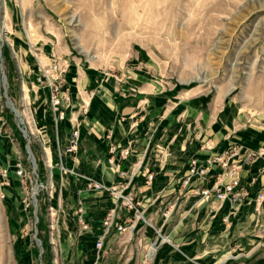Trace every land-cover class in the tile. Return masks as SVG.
I'll return each mask as SVG.
<instances>
[{
    "label": "rangeland",
    "instance_id": "obj_1",
    "mask_svg": "<svg viewBox=\"0 0 264 264\" xmlns=\"http://www.w3.org/2000/svg\"><path fill=\"white\" fill-rule=\"evenodd\" d=\"M0 47V264H62L70 174L46 91L34 89L53 53L71 61L67 73L125 81L130 65L148 63L154 81L224 99L233 126L245 115L264 130V0H0Z\"/></svg>",
    "mask_w": 264,
    "mask_h": 264
},
{
    "label": "crops",
    "instance_id": "obj_2",
    "mask_svg": "<svg viewBox=\"0 0 264 264\" xmlns=\"http://www.w3.org/2000/svg\"><path fill=\"white\" fill-rule=\"evenodd\" d=\"M147 65H130L129 81L83 69L65 76L72 104L76 108L85 102L89 109L82 117L78 151L64 159L74 174L63 178L67 202L59 223L62 264H107L113 258L124 259L123 264H264V200L256 211V199L264 193V155L250 164L243 161L264 147V130L249 126L245 115L238 116L243 125L236 126L238 121L233 126L224 99L216 104L197 88L183 90L154 81ZM134 88L137 93L130 94ZM69 138L66 120L60 131L63 149ZM235 147L241 154L231 163L243 166L241 186L249 196L231 213L228 202L203 199L185 189L182 180L191 160L206 164ZM124 149L130 152L126 159ZM224 170L213 166L200 188L212 187ZM84 175L125 189L145 220H135L109 192L90 190ZM110 213L115 227L98 251L96 243ZM80 219L88 230L82 229ZM116 226L126 229L120 232ZM49 259L53 264L52 255Z\"/></svg>",
    "mask_w": 264,
    "mask_h": 264
},
{
    "label": "built area",
    "instance_id": "obj_3",
    "mask_svg": "<svg viewBox=\"0 0 264 264\" xmlns=\"http://www.w3.org/2000/svg\"><path fill=\"white\" fill-rule=\"evenodd\" d=\"M52 60L48 64H42L39 62L40 74L34 85L35 91L44 89L46 91L47 99L50 108V124L55 136L57 138L59 148V158L61 163V170L64 174H74L73 170L66 169L63 161L68 154H74L78 151L80 141V130L82 126V117L88 114L89 105L88 103L81 102L78 107L72 104L70 89L67 86L66 77L70 63L68 60H62L56 57L54 53L51 56ZM136 92L135 88L130 90ZM74 109V110H73ZM68 120L70 123V138L67 148L62 152L60 145V131L61 125L64 121ZM112 153L116 152V147L111 144ZM130 152L128 149L122 150V156L126 159ZM240 150L236 147L232 149L229 155H221L211 158L206 164H200L197 160H191L188 168V175L182 180V186L185 189H193L194 194L201 196L203 199L215 198L219 202H228L230 204L231 213L238 210L240 206L246 201L249 196V192L246 188L241 186L240 171L243 166L239 164L231 163V159L240 156ZM264 155V147L259 150L251 151L248 153L243 161L245 164H250L255 159ZM213 166L224 168L225 172L218 175L216 182L212 187H202L209 176ZM24 170L19 167L18 175L22 176ZM85 181L87 187L94 191L109 192L112 197L120 202L122 206L133 212L135 220H145L144 213L139 209V203L135 201V198L131 194H125L118 187L108 186L104 183L95 181L86 175L81 176ZM149 180H153V175L149 176ZM264 200V193H260L256 199V211L259 212L261 204ZM82 212V210H80ZM82 218V217H81ZM113 214H109L105 220V233L103 236L98 238L96 248L101 251L105 245V239L110 234L111 229L115 227L113 223ZM83 230H88L87 226L82 223ZM120 232L125 231V227L116 226Z\"/></svg>",
    "mask_w": 264,
    "mask_h": 264
},
{
    "label": "bare ground",
    "instance_id": "obj_4",
    "mask_svg": "<svg viewBox=\"0 0 264 264\" xmlns=\"http://www.w3.org/2000/svg\"><path fill=\"white\" fill-rule=\"evenodd\" d=\"M0 49H1V47H0ZM8 104H9V106H11V108L14 110V112H16L17 115H18V112H17V110L15 109L13 103H10V102H9ZM151 253H152V252H151Z\"/></svg>",
    "mask_w": 264,
    "mask_h": 264
}]
</instances>
